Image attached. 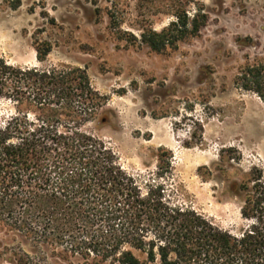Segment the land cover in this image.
<instances>
[{
	"label": "rangeland",
	"instance_id": "rangeland-1",
	"mask_svg": "<svg viewBox=\"0 0 264 264\" xmlns=\"http://www.w3.org/2000/svg\"><path fill=\"white\" fill-rule=\"evenodd\" d=\"M197 1L208 25L157 54L111 26L108 12L118 5L123 32L138 35L130 0H0V58L23 68L85 69L108 98L86 131L127 172L154 176L174 203L240 234L250 224L241 215L245 187L264 186V103L235 80L247 64L264 62V0ZM172 20L158 18L156 30ZM46 44L51 52L40 62L37 46ZM15 112L0 100V125ZM23 254L32 264H84L36 248L0 221V264H17Z\"/></svg>",
	"mask_w": 264,
	"mask_h": 264
},
{
	"label": "trees",
	"instance_id": "trees-1",
	"mask_svg": "<svg viewBox=\"0 0 264 264\" xmlns=\"http://www.w3.org/2000/svg\"><path fill=\"white\" fill-rule=\"evenodd\" d=\"M130 1L138 35L123 32L118 5L108 12L111 26L157 54L209 23L197 0ZM158 18L173 20L157 31ZM36 51L44 62L51 45ZM235 84L264 103V62L247 64ZM0 100L16 106L0 125V221L36 248L62 250L84 264H264L261 182L245 187L241 215L250 224L240 234L174 203L162 182L127 172L114 150L86 131L108 98L85 69L23 68L0 58ZM33 260L23 254L17 264Z\"/></svg>",
	"mask_w": 264,
	"mask_h": 264
}]
</instances>
